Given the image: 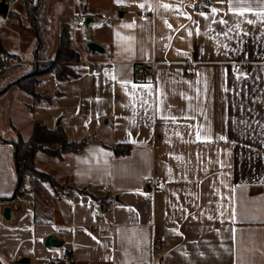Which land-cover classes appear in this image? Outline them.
Here are the masks:
<instances>
[{
    "label": "crops",
    "instance_id": "crops-1",
    "mask_svg": "<svg viewBox=\"0 0 264 264\" xmlns=\"http://www.w3.org/2000/svg\"><path fill=\"white\" fill-rule=\"evenodd\" d=\"M97 1L104 10L82 3L75 22L102 20L89 39L107 53L82 50L75 44L86 43L83 33L76 37L81 28L71 31L80 77L51 75L58 89L41 93L56 94L53 104L30 110L31 96L22 104L25 135L11 115L20 90L8 91L0 133L3 141L27 140L43 122L70 141V132L91 137L80 153L35 159L38 171L88 194L54 196L44 183L52 203L37 212L27 181L21 198L0 204V264H264V0H208L204 12L196 0ZM2 46L18 57V46L8 49L3 39ZM236 64L249 75L236 77ZM147 67L151 74L138 78ZM119 144L130 153L115 156ZM13 153L0 140V197L16 184ZM154 177L163 190L146 186ZM49 236L61 245L46 248Z\"/></svg>",
    "mask_w": 264,
    "mask_h": 264
},
{
    "label": "trees",
    "instance_id": "trees-1",
    "mask_svg": "<svg viewBox=\"0 0 264 264\" xmlns=\"http://www.w3.org/2000/svg\"><path fill=\"white\" fill-rule=\"evenodd\" d=\"M48 2L49 0H18V4L23 5L29 20L28 27L21 24L20 27L30 32L34 39L33 61L30 67L22 73H15L20 68V64L0 71V97L10 90L18 89L32 97L33 104L29 106L30 110L42 102L51 106L56 96V94L46 96L37 92L39 78L53 75L56 81L64 82L76 80L81 75L79 64L82 61V56L72 43L71 25L67 23L61 25L55 46L48 36ZM81 7L83 10L84 4ZM208 7V0H196V11L204 12ZM16 17H18L17 13L9 10L7 18ZM1 18L2 16H0ZM0 51L7 52L2 46L1 33ZM11 68H14L13 71L7 73ZM4 80L7 81L4 82ZM0 140L13 146L16 172L14 190L10 196L0 197V204L21 198L25 193L24 187L27 181L34 196L37 212L45 211L51 207L52 203V197L44 188V183L49 184L54 196H60L67 190L75 191L80 195L88 194L86 187L76 188L59 183L53 175L38 171L35 159L38 153H43L54 159H61L64 154L68 153H80L89 144V139L70 141L60 126L50 130L43 122H35L32 134L27 140L18 136L16 139L3 141L1 135ZM50 147H54V149L52 150ZM130 151L131 146L127 144H119L112 149L115 156H126ZM68 264L74 263L69 260Z\"/></svg>",
    "mask_w": 264,
    "mask_h": 264
},
{
    "label": "rangeland",
    "instance_id": "rangeland-1",
    "mask_svg": "<svg viewBox=\"0 0 264 264\" xmlns=\"http://www.w3.org/2000/svg\"><path fill=\"white\" fill-rule=\"evenodd\" d=\"M97 1V0H96ZM92 1V0H49L47 12H48V21H49V28H48V36L52 41V44L54 46L57 42V36L60 31V27L62 24L67 23L69 25H72L78 13H80V4L84 3L88 5V11L91 12H99L101 10H104V6H100L98 4V1ZM11 11H16L20 13V19L13 18H4L2 17L0 19V33L1 37L4 40V44L8 49H11V46H18L20 48V52H18V58L20 60V68L16 70L15 73H22L23 71H26L28 67H30V64H32L33 61V48H34V39L30 32L27 30H24L22 27H20V24L28 27L29 23L26 19L24 7L22 4H18L17 6H12L10 8ZM82 31L79 30L77 32L76 37L81 38ZM72 42H74L75 36H71ZM77 43H75L79 48L82 50H86L85 42L82 40H77ZM14 50V49H13ZM14 68H11L7 73H10L13 71ZM14 73V74H15ZM14 76V75H13ZM14 78V77H11ZM40 80V78H39ZM7 80H4L6 82ZM43 85L41 88H37V92L40 94L41 91H49L50 93H54L58 88L53 83L52 76H46L43 79ZM40 84V83H39ZM10 93L5 94L3 97H0V133L4 134V131L6 130V127L8 126V118L6 115V109L8 107V104L10 100L12 101V98L10 97ZM24 102L31 103V97L27 95L24 92L17 91V95L15 97V104L14 107L11 109V115L13 122L17 126V130H20L24 135L28 131V112L22 104ZM58 120H56L54 123H50V125L55 128L57 126ZM71 136L74 141H80L81 139L78 138L79 132H70ZM84 137H87L89 135L88 132H83ZM88 139H92L89 137ZM50 149H54V147H50ZM60 183V182H59Z\"/></svg>",
    "mask_w": 264,
    "mask_h": 264
},
{
    "label": "built area",
    "instance_id": "built-area-1",
    "mask_svg": "<svg viewBox=\"0 0 264 264\" xmlns=\"http://www.w3.org/2000/svg\"><path fill=\"white\" fill-rule=\"evenodd\" d=\"M6 3L9 7V10H10V8L12 6H14L18 3V0H6ZM145 18L146 17H144L143 19H145ZM82 20H83V17H79L78 20L72 24V26H71L72 32H75L81 28ZM83 61H84L83 63L86 64V61L85 60H83ZM18 64H20V60L16 55L9 53V52L0 51V71L2 69H7V68H10V67L18 65ZM93 71L96 72L97 69L94 68ZM151 72H152L151 67H147L143 71L137 73V77L142 79L146 74H151ZM233 74L236 77H242L243 78V77H247L249 75V71H248V68L246 65L236 64L233 67ZM145 184L151 190H163V188H164L163 180L161 178H158V177L147 179ZM114 206H115V202L113 200H111L107 203L106 209H107V212L109 214L112 213ZM161 250H162V246L158 242H156L154 245V251L159 252ZM65 259L69 260V257L66 256Z\"/></svg>",
    "mask_w": 264,
    "mask_h": 264
},
{
    "label": "water",
    "instance_id": "water-1",
    "mask_svg": "<svg viewBox=\"0 0 264 264\" xmlns=\"http://www.w3.org/2000/svg\"><path fill=\"white\" fill-rule=\"evenodd\" d=\"M8 12H9V7L6 3V0H2L0 3V16L7 17ZM102 23H103L102 20H100L94 16H85L82 20L81 30H82L84 39L86 41L85 47H86V50L90 53H95L98 55H105L107 53L106 49L102 45H100L94 41H90V39H89V29L92 27H95L97 25H100ZM10 212H11L10 208H8V207L4 208V210H3L4 220L8 221L10 219ZM60 245H61V243L58 242L55 238H53L51 236H49L45 240V243H44V246L46 248L59 247ZM27 263H28V260L24 259V258L20 259L16 262V264H27Z\"/></svg>",
    "mask_w": 264,
    "mask_h": 264
},
{
    "label": "snow or ice",
    "instance_id": "snow-or-ice-1",
    "mask_svg": "<svg viewBox=\"0 0 264 264\" xmlns=\"http://www.w3.org/2000/svg\"><path fill=\"white\" fill-rule=\"evenodd\" d=\"M141 6H142V5H141ZM239 14H240V15H243V14H244V12H243V11H241Z\"/></svg>",
    "mask_w": 264,
    "mask_h": 264
}]
</instances>
